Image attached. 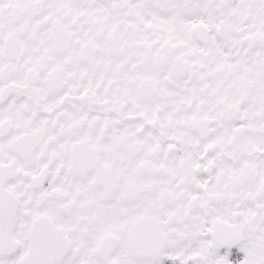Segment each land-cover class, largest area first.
I'll use <instances>...</instances> for the list:
<instances>
[{"label":"snow or ice","instance_id":"snow-or-ice-1","mask_svg":"<svg viewBox=\"0 0 264 264\" xmlns=\"http://www.w3.org/2000/svg\"><path fill=\"white\" fill-rule=\"evenodd\" d=\"M0 264H264V0H0Z\"/></svg>","mask_w":264,"mask_h":264}]
</instances>
